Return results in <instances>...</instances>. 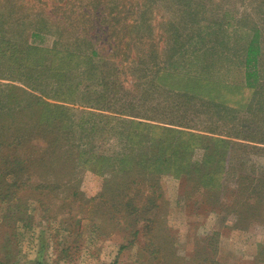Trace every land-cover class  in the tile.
Here are the masks:
<instances>
[{
	"label": "rangeland",
	"instance_id": "374dc122",
	"mask_svg": "<svg viewBox=\"0 0 264 264\" xmlns=\"http://www.w3.org/2000/svg\"><path fill=\"white\" fill-rule=\"evenodd\" d=\"M182 1L0 0V23H4L3 28L6 30L0 36V42L19 44L21 47L29 43L41 49L60 52L65 58L68 54L82 59L89 58V62L77 69L58 72L40 67L28 70L25 68L27 63L23 64L27 62L26 59L15 63L8 56L0 58V98L7 94L8 84L19 86L29 97V100H19L17 108L21 110L20 120H27L25 114L29 113L22 108L35 107L34 98H40L50 105L68 108L72 122H86L87 132H79L80 134L71 137V141H65V146L56 151V156L64 155L69 146L76 144L77 153L113 159V165L108 171L99 169L97 165L90 168L82 165L76 167L74 178L77 179L75 182L78 192L88 199L95 198L94 201L77 202L72 205L69 213L57 212V205L51 204L49 213L42 212L36 201L23 197L27 209H22L21 214H18L21 219L0 217L2 264H113L115 261L117 264H161L158 261L162 259L151 261V256L154 255L149 239L156 231L160 234L161 245H164L161 249L164 251L161 252L175 248L181 258L192 264L195 261L202 263V260V264H264V256H259L264 246V210L260 209L259 217L255 212L249 215L243 210L256 204L247 199L249 197L246 198L247 194L244 192L258 190L264 184V153L259 151L255 153V150L247 151L233 146L228 155L224 154L225 148L221 144L210 146L206 142L191 148L183 145L176 154V146L169 145L171 155L182 156V151L190 149L187 156L196 164L206 160L210 152L219 154L221 150L223 156H228L224 161L226 167L217 173L210 171L212 173L208 176L207 171H203V177H199L198 171L183 173L181 176L166 172L160 175L159 188H150L143 176L136 174L133 183L125 191L128 197H132L137 190L144 198L148 194L155 195L152 205L143 196L137 201L138 211L145 210L143 216L146 215L145 212H150L148 216L151 219L149 224L145 222L148 227L144 230V221L139 224L141 234L135 235V226L126 220L127 217L135 219L138 216L128 215L132 211L125 208L115 216L112 208V204L116 205L118 202L117 194L123 191L118 178H112L119 171L115 167L117 160L111 156L133 160V154L144 152L142 148L147 146L145 142L150 143L152 129L146 128L143 134L147 137L134 141L127 136L128 126L116 124L112 121L117 120H108L106 117L179 128L213 140L236 141L235 136H241L239 134H245L256 142L264 138V129H252L251 117L243 120L240 117L244 116L241 112L247 108H250L252 114H257L255 102L258 100L253 97L249 99V103L243 101L236 110L231 107L232 104L237 105L233 103L235 94L229 93V90L240 85L244 79L240 53L245 47L246 32L254 23L264 31V0H202L207 6L210 5L206 14L199 15L202 22L195 27L190 25L189 18L196 8V2L192 0V10L189 11L190 6L182 5ZM183 6L188 9L187 12H184ZM15 12L19 13L18 19L7 17ZM34 20L39 23L38 29L32 25ZM209 27L212 30L209 36H213L215 32L217 44L221 45L216 48L220 49L217 52L219 56L223 55L222 59H214L216 64L212 65V70L207 75L213 80L223 81L227 86L228 90L223 91L226 93L224 98L229 102L227 110L219 108L218 112L211 107L205 114L197 111L198 106L189 105L188 113L182 114L178 112L175 102L182 104L185 99L176 97L177 94L172 97L174 89L159 82L160 78H156L157 71L167 70L169 74L167 78L164 75L163 80L174 75L180 81L183 76L188 75L192 79L203 77V65L205 60L206 63L210 62L207 60L210 54L197 62L194 61L196 52H191L203 44L199 37L196 38V30L202 28L206 32ZM35 30L40 32L41 37L30 38ZM170 30V34L180 30L177 32L178 39L171 38L167 40L168 46L167 43L163 45L161 40L167 35L166 31ZM151 31L155 32L154 36L157 34L160 42L148 38ZM28 35L29 38L26 39ZM202 38L205 40L208 36ZM181 42L185 43L181 52L186 56L178 61V66H174L177 61H170L172 58L168 57L169 50ZM210 44L204 49H209ZM221 50H225V53ZM45 59L47 63L51 62L49 57ZM52 59L55 62L60 60L54 57ZM64 66H68V63ZM40 73L43 75L40 76ZM178 86L175 82V89ZM193 101H197V98ZM123 107L126 112L121 113L126 115L114 113V110H123ZM105 108H110V111ZM130 108L135 111L134 116L141 113L155 121L127 115ZM212 115L219 117L212 118ZM70 120L64 123L67 126L73 125L69 123ZM12 121L18 122H9ZM168 121L178 125H169ZM186 125L193 128H185ZM2 130L16 131V128L6 126ZM8 138L0 140L7 141ZM18 140L19 136L15 138V142ZM240 141L251 145L256 143L242 139ZM33 143L38 144L39 149L50 144L45 138H33ZM48 152L36 155H49ZM11 153L14 154L13 151ZM148 156L152 155H147L140 162ZM207 161L214 164V161L219 160ZM220 176L221 187L220 182H213V178L220 179ZM197 183L200 186L194 187ZM208 188L213 190L209 193ZM105 198L109 201L107 205ZM101 210L112 214L110 218L114 217V220H102V223L96 213ZM8 214L7 212L6 216ZM12 233L16 237L10 243L8 239ZM10 252H16V256L5 258L6 253Z\"/></svg>",
	"mask_w": 264,
	"mask_h": 264
},
{
	"label": "trees",
	"instance_id": "16d2710c",
	"mask_svg": "<svg viewBox=\"0 0 264 264\" xmlns=\"http://www.w3.org/2000/svg\"><path fill=\"white\" fill-rule=\"evenodd\" d=\"M191 2L192 0H183L181 3L182 5H185L187 7L190 6V11L192 10ZM195 2L196 8L190 15L191 19L189 18V23L190 25H192V27L193 25L194 27L198 26L202 22V19L199 18V15L206 14L208 10L207 8L210 5L209 4L207 6V3L204 4L202 0H195ZM187 11L188 9L184 7V12ZM18 16L19 13L16 12L7 15V17H10L11 19H18ZM37 24L39 23H37L36 20H34V23H32V25H34V28L36 29H38ZM258 26V24L254 23L246 32L247 39L244 43L245 47L241 49L240 53V66L243 67L244 79L242 84L234 86V89L229 90V93L235 94L233 103H236L237 105L232 104L231 107L236 110L240 108V103L243 101L245 103H249V99H253V97L258 100L255 102L257 103L258 109L257 114H252L250 112V108H247L244 109V112H241L244 113V116L240 117L242 120L249 119L251 117L250 119L252 121L250 120V124L251 126H253V128L250 126H246V128L260 130L264 129V31H262ZM3 27L4 23H0V36L4 35L6 32ZM220 29L222 30V28ZM177 32H180V30L174 31L175 34H170L171 30L166 31L167 35L163 37L161 43L163 45L167 43L168 46L169 42L167 40L175 37H177L178 39ZM153 33L155 32L151 31L148 38H153L157 42H160V39L156 37L157 34L156 36H154ZM195 33L196 38L199 37L201 39V43L203 44H201V47L198 48L199 51H197L198 49H196V51L193 50L191 52L192 54L196 52L194 61L199 62L202 57L210 54L209 58H207V60L209 59L210 62L206 63L205 60L203 65L205 75L203 74V77H194L193 79L190 75L183 76L181 81L176 75H174L172 77L170 76L169 80H163V76L165 75V77H167L169 73H167V70L161 69V72L157 71L158 74L156 75V78H160L159 82L163 85L172 86V88L174 89L172 90V97L177 94L176 97H183L185 99V102L182 104L175 102L178 107V112L182 114L188 113L187 106L189 105L198 106L197 111L205 114H207L211 107L218 112L219 108L227 110L226 105L229 102L224 98L226 97V93H223V91L228 90L227 86L224 85L223 81L213 80L207 75L212 70V65L216 64L214 62V59H222L223 54L219 56L217 51L220 49H216L221 45L217 44L218 41H216L215 39V32L213 33V36H209L212 33L210 27L206 32L202 31V28H199ZM202 34L205 36H202ZM206 36H208V38H205L204 40L202 37ZM32 37L34 39L41 37L40 32L35 30V32L30 34V38ZM28 38L29 35L26 37V39ZM207 44H210L208 45L209 49L205 50L204 47ZM184 45L185 43L181 42L178 46L173 47L169 50L168 57L172 58V60L170 61H173V59L174 61H177L174 62V66H178V61H181L186 56L181 52V49ZM167 46H165V49L167 48ZM221 52L225 53V50H221ZM5 56H8L9 60L15 63H19L22 60L25 61L26 59L27 62H24L23 64L27 63V66H25V68H27L28 70L40 67L42 69H52L58 72L60 70L77 69L82 64L89 62L88 57L82 59L77 57V55L68 54L65 58V55L60 52L41 49L38 46H33L29 43H26L21 47L19 44L0 42V58H3ZM45 57H49L51 59V62L47 63ZM52 57L60 60H56V62L52 61ZM66 62L68 63V66H64ZM42 75L43 73H40V76ZM175 82L179 84L178 88L176 89L174 87ZM241 91L245 93L240 95ZM188 92L190 94H188ZM21 96H23V98H21ZM195 98H197V101L199 102H192V100H195ZM22 99L29 100L28 93L19 86L9 84L7 86V94L4 97L0 98V139L9 137L7 141L0 140V217H3L4 219L6 217H9L8 219H12L13 217L16 220L21 219L18 214H21L20 212H22V209H27L23 197L36 201L42 212L49 213L52 209L50 207L51 204L57 205V212L69 213V211H71L72 209V205L77 202L84 203L94 201L95 198L88 199L86 196L78 192V188L76 187L75 182L77 179L74 178L76 167L82 165L84 167L86 166L90 168L93 165H97L99 169L108 171L109 167L113 165V159L108 156L97 158L90 154H81V152L77 153L76 149L78 148V145L76 144H72L71 146H69V148L64 151V155L56 156V151L62 150V147L65 146V141H71V137H75L79 132H87L85 128L86 122L83 120L72 122L70 120L72 115L69 114L68 108L60 105H50L40 98H34V100H36L35 107L31 108L30 106H25L22 108L23 110L27 109L29 113L25 114L28 117L27 120H20L21 110H19V108L17 107L19 106V100ZM241 99L243 100L241 101ZM181 107L183 108L181 109ZM105 109L107 111H110V108ZM114 111V113L126 115L124 113H121L126 112L124 107L123 110L121 109ZM127 113H129L127 115L132 117L134 116L133 114L135 113V111L131 110L130 108V111H128ZM157 114L158 112H156V116ZM258 114L259 117L256 118ZM134 117L155 121L149 118L150 116L148 115L142 116L141 113L139 114V116ZM216 117H219V115H212V118ZM106 119L117 120L112 122L128 126L129 133L127 134V136L129 137V139H133L134 141H137V139L140 138L144 139L145 137H147V135L145 136L143 134L145 133L146 128L152 129L151 136L149 137L150 143L145 142L147 146L144 145V148H142L145 151L135 152V154H133L132 156L133 160L126 159L125 157L117 159L116 155H110L117 160V162L115 163V167H118L119 171V174L114 175V177L112 178H118L120 189L123 191L117 194L118 202L116 205L112 204V208L114 210L115 216L117 212L122 208L132 211L128 215L138 216V218L135 219H129V217H127L128 219H126L128 222H130V225L135 226V235L141 234L142 232L138 227L141 222L144 221L143 230L146 229L148 227V224L151 222V219L148 216L150 212H145L146 215L143 216V212L145 210L138 211L139 206L137 205V201L139 198H142L143 194L140 193L139 190H137L132 197H128V193L125 192L133 183V178L136 174L142 175L144 180L149 183L150 188H159V185H161L160 175L166 172L170 174L173 173L175 176H181V174L183 173L191 174L194 171H198V175H200L199 177H203V171H207L206 175L208 176L209 173H212L210 171H214V173H217L225 169L226 166L224 165V161L228 159V156H223L221 150L219 154L217 152H210L209 156H206V160L203 159V162L201 164H196L193 163L191 161V158L187 156V152H189L190 149L188 151H182V156L176 155L179 149L183 147V145L191 148L194 145L206 144V142L210 146H217L221 144V146L225 148L224 154L228 155L229 152H231V148L233 146H235L236 148L240 147L241 149L247 151L248 149L252 151L255 150V153H257L256 151L264 153V146H262L264 145V138H261V140L256 142L253 139L248 138L245 134H239L241 136H235V138L237 139L236 141L213 140L212 138L206 136H197L188 133L187 131L179 128L160 125L157 126L153 124L151 125L146 124L142 121L127 120L119 117L118 119H115L111 116L106 117ZM11 120H15L18 122H9ZM67 120H70L69 123L73 125L67 126L68 124L64 123ZM167 124L173 126L178 125L173 121H168ZM241 125L245 126V124ZM6 126L10 128L15 127L16 131H3L2 129ZM185 128L192 129L193 127L186 125ZM17 136H19V140L18 142H15V138ZM33 138H45L48 142H50V144L46 147H43L42 149H39L40 147L38 146V144L33 143ZM184 138L185 140H183ZM240 139L256 143L255 145L246 144L241 142ZM169 145L176 146L174 148L176 154L171 155L172 149ZM11 151H13L14 154H12ZM47 151H49V155H41ZM39 152H41V154L36 155V153ZM147 155L152 156H148L147 159L140 162L142 159L146 158ZM207 160L219 161H214V164H211ZM217 164H219V166ZM216 181L220 182L219 187H221V176L220 179L215 180L213 178V182L215 183ZM199 186L200 183L194 185V187ZM149 187H147L148 190H150ZM116 188L118 187L116 186ZM212 190L213 189L208 188L207 192L210 193ZM244 194H247L246 198L249 197L247 199H251L256 203L252 207L244 208V213L251 215L252 212H255L257 217L261 216V210H264V184L258 190H246ZM154 196L148 194L145 198L143 196V198L148 199V204L152 205L154 202ZM158 196H160V194ZM105 200V204H109L108 198H105ZM6 205L7 207H4ZM7 212L9 213L8 216H6ZM96 213L98 214L97 217L101 220L102 223H104L102 220H104L105 222L114 220V217L110 218V215L112 214H108L107 212H104L102 210L100 212L97 211ZM145 222L148 224H145ZM0 227L2 229L1 224ZM13 237H16L14 233H12V236L8 239L10 240V243L13 242ZM161 242L162 240L160 239V234L158 231L151 235L149 239V245L151 247V252L154 255L151 256L153 258H150L151 261L155 259H162L163 262L158 261L161 264H192L185 258H181L177 254L175 248L169 250L168 252H161L164 251L161 250L164 246L161 245ZM166 246H168L167 241ZM13 256H16V252H10L8 254L6 253L5 258H13ZM259 256L260 258L264 256V246L262 247ZM203 261L204 260H202V263ZM202 263H198L197 261H195L194 264ZM0 264H2L1 261ZM113 264H117V261H115Z\"/></svg>",
	"mask_w": 264,
	"mask_h": 264
},
{
	"label": "crops",
	"instance_id": "0c3cea01",
	"mask_svg": "<svg viewBox=\"0 0 264 264\" xmlns=\"http://www.w3.org/2000/svg\"><path fill=\"white\" fill-rule=\"evenodd\" d=\"M167 78V77H166ZM166 80H169V79H166ZM242 82H243V80H242ZM242 84V83H241ZM241 93L243 94V93H245V92H242L241 91ZM226 95V94H225ZM240 103V102H239ZM244 102H241L240 104L242 105Z\"/></svg>",
	"mask_w": 264,
	"mask_h": 264
}]
</instances>
